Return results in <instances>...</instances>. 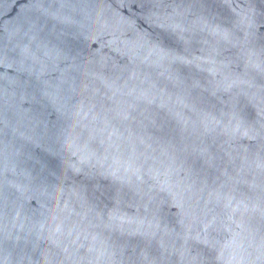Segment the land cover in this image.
<instances>
[{"label": "water", "instance_id": "obj_1", "mask_svg": "<svg viewBox=\"0 0 264 264\" xmlns=\"http://www.w3.org/2000/svg\"><path fill=\"white\" fill-rule=\"evenodd\" d=\"M0 264H264V0H0Z\"/></svg>", "mask_w": 264, "mask_h": 264}]
</instances>
